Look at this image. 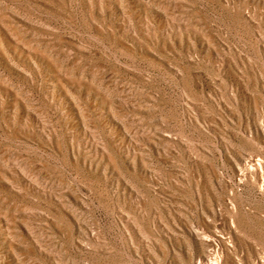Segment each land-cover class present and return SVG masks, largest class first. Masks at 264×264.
Listing matches in <instances>:
<instances>
[{"label": "rangeland", "instance_id": "rangeland-1", "mask_svg": "<svg viewBox=\"0 0 264 264\" xmlns=\"http://www.w3.org/2000/svg\"><path fill=\"white\" fill-rule=\"evenodd\" d=\"M0 264H264V0H0Z\"/></svg>", "mask_w": 264, "mask_h": 264}]
</instances>
